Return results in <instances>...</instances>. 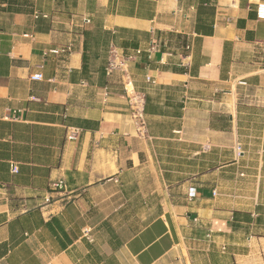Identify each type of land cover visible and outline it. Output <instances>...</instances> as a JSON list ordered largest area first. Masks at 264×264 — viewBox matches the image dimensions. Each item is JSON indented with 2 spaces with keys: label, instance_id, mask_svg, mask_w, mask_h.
Listing matches in <instances>:
<instances>
[{
  "label": "crops",
  "instance_id": "obj_1",
  "mask_svg": "<svg viewBox=\"0 0 264 264\" xmlns=\"http://www.w3.org/2000/svg\"><path fill=\"white\" fill-rule=\"evenodd\" d=\"M263 1L0 0V264H264Z\"/></svg>",
  "mask_w": 264,
  "mask_h": 264
},
{
  "label": "built area",
  "instance_id": "obj_2",
  "mask_svg": "<svg viewBox=\"0 0 264 264\" xmlns=\"http://www.w3.org/2000/svg\"><path fill=\"white\" fill-rule=\"evenodd\" d=\"M257 16L260 19H264V1L257 5ZM86 21L89 22L90 20L86 19ZM156 48L157 46L155 44H152L150 47V50L152 51ZM54 52L57 53V51H54ZM141 52L142 51L139 49V50H136L134 54L136 56V55L141 54ZM134 54L128 55L126 57L123 56L122 58H120L117 51L114 48H112L110 50L107 65H106V73L109 75V74L114 73L115 71H119L123 75L125 80L122 86H123L125 95L128 99L131 115L133 119L135 120L136 124L138 125L139 132L144 133L145 132V118H144L145 96L142 92L138 91L135 88L133 81L131 79V76L129 74V70H128V63L131 59L134 58ZM31 78L32 79H42L43 76L42 74L38 73V74L31 75ZM150 80L151 79L148 78V81ZM108 92L109 90L105 89L104 95L107 96ZM74 135H75V131H72L71 136H74ZM12 171L13 172L17 171L16 165L12 166ZM65 187H66V183L64 180L52 181L49 185L50 190L56 191V192L63 191ZM189 196L190 197L196 196V192L194 188L190 189ZM46 200L49 201L50 198H46ZM84 233L88 234V229H85Z\"/></svg>",
  "mask_w": 264,
  "mask_h": 264
}]
</instances>
